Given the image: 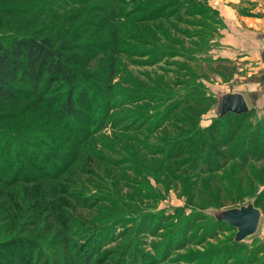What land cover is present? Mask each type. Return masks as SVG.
Wrapping results in <instances>:
<instances>
[{"label":"rangeland","instance_id":"1","mask_svg":"<svg viewBox=\"0 0 264 264\" xmlns=\"http://www.w3.org/2000/svg\"><path fill=\"white\" fill-rule=\"evenodd\" d=\"M222 4L0 0L3 42L77 48L86 101L77 122L58 86L50 109L0 102V241L24 243L0 264H264V72L220 56ZM234 91L249 113L218 119ZM256 198L257 229L234 242L212 213Z\"/></svg>","mask_w":264,"mask_h":264},{"label":"trees","instance_id":"2","mask_svg":"<svg viewBox=\"0 0 264 264\" xmlns=\"http://www.w3.org/2000/svg\"><path fill=\"white\" fill-rule=\"evenodd\" d=\"M205 9L208 11L207 8ZM201 13L206 14L207 12L202 11ZM161 17L163 16L160 15L158 18ZM191 22L199 23L200 21L193 20ZM175 28L177 29V27ZM77 52V48H73L71 44H57L53 38L47 35H16L9 42H3L0 35V102L4 105L9 104L12 107L38 106V108L50 109L52 106L49 105L48 92L54 86H58L61 89V91H58L59 94L50 95V97L54 100V97L57 96L58 100H55L59 104L57 110L77 122V120H80L78 111L86 102L84 96L73 97V92L76 89L75 84L82 80L81 76L83 74L81 70L83 63L77 56ZM222 61L226 60L216 59L215 62H218L216 66L228 69L227 66L220 64ZM62 92H65L64 99H60ZM249 111L250 109L241 114L229 112L217 116V118L219 119L228 114L243 118ZM23 112L26 111L23 110L20 113ZM47 112L49 111L47 110ZM229 139V141H232L233 137ZM250 159L244 157L242 161L246 164ZM26 160L30 165L35 163V159L32 157L26 158ZM24 178L21 179V182ZM16 179L18 180L19 177L17 176ZM253 202L256 207H259L260 200L258 198L254 199ZM38 227L41 228V224ZM9 243H11V248L14 250H24V243L21 240L14 239L10 240ZM9 243L4 244L3 241H0V251H3L1 253L4 254V252L10 251Z\"/></svg>","mask_w":264,"mask_h":264},{"label":"crops","instance_id":"3","mask_svg":"<svg viewBox=\"0 0 264 264\" xmlns=\"http://www.w3.org/2000/svg\"><path fill=\"white\" fill-rule=\"evenodd\" d=\"M223 3L220 56L250 61L264 72V0H213Z\"/></svg>","mask_w":264,"mask_h":264},{"label":"water","instance_id":"4","mask_svg":"<svg viewBox=\"0 0 264 264\" xmlns=\"http://www.w3.org/2000/svg\"><path fill=\"white\" fill-rule=\"evenodd\" d=\"M215 110L217 116L226 113L241 114L249 110L244 95L241 92L221 93L216 98ZM212 215L218 221H223L235 228L234 241H241L253 234L258 226L261 211L253 201L231 207H220L213 211Z\"/></svg>","mask_w":264,"mask_h":264}]
</instances>
